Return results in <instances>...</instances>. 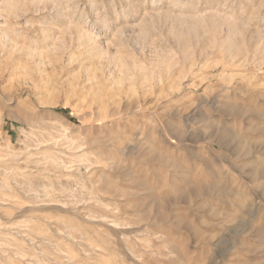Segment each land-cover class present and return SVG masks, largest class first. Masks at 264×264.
Instances as JSON below:
<instances>
[{
    "label": "rangeland",
    "instance_id": "1",
    "mask_svg": "<svg viewBox=\"0 0 264 264\" xmlns=\"http://www.w3.org/2000/svg\"><path fill=\"white\" fill-rule=\"evenodd\" d=\"M0 264H264V0H0Z\"/></svg>",
    "mask_w": 264,
    "mask_h": 264
},
{
    "label": "trees",
    "instance_id": "2",
    "mask_svg": "<svg viewBox=\"0 0 264 264\" xmlns=\"http://www.w3.org/2000/svg\"><path fill=\"white\" fill-rule=\"evenodd\" d=\"M60 113H62V114H67V112H65V111H59Z\"/></svg>",
    "mask_w": 264,
    "mask_h": 264
}]
</instances>
